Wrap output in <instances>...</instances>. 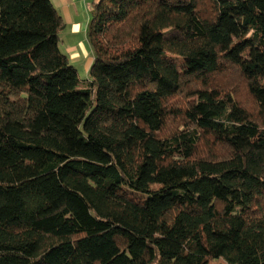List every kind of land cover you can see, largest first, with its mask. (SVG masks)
I'll list each match as a JSON object with an SVG mask.
<instances>
[{"label": "trees", "instance_id": "1", "mask_svg": "<svg viewBox=\"0 0 264 264\" xmlns=\"http://www.w3.org/2000/svg\"><path fill=\"white\" fill-rule=\"evenodd\" d=\"M64 27L0 0V264H264V0H100L84 87Z\"/></svg>", "mask_w": 264, "mask_h": 264}, {"label": "crops", "instance_id": "2", "mask_svg": "<svg viewBox=\"0 0 264 264\" xmlns=\"http://www.w3.org/2000/svg\"><path fill=\"white\" fill-rule=\"evenodd\" d=\"M99 1L100 0H51L55 9L65 22V27L61 31V40L66 46L65 48L69 50L67 53L65 52L67 55L70 51L73 55H77L78 47L72 43L74 40L81 44L82 49H86L85 43H89L87 38L89 24L93 16L95 5ZM78 36L80 39L77 38ZM70 57L71 56H69V58Z\"/></svg>", "mask_w": 264, "mask_h": 264}, {"label": "rangeland", "instance_id": "3", "mask_svg": "<svg viewBox=\"0 0 264 264\" xmlns=\"http://www.w3.org/2000/svg\"><path fill=\"white\" fill-rule=\"evenodd\" d=\"M235 34V32H233ZM80 39V37H77ZM76 38V39H77ZM62 39V35H61ZM72 43H74L77 47V55H73L72 52L68 53L70 57L71 63H73L79 72V78L81 86L84 87L87 85L89 80V68L93 62V52L91 50L90 44L86 42V49H82L81 44H79L76 40H74ZM66 46L63 44L62 40H60V48L63 52H68L69 50L65 48ZM246 58H250L251 56V50L247 49L245 52ZM179 65H182L181 59H176ZM235 73V72H234ZM236 74V73H235ZM232 76V75H231ZM231 76L226 77L220 76L213 82L216 83V85L222 89L224 92H233V94L239 99V101L243 105H248L252 103V98L246 93V91L239 87V90H237V81L232 78ZM216 78V77H215ZM214 78V79H215ZM234 90V91H233ZM196 99L195 95L189 96V94H184L183 96L179 97V100L177 101L178 104H181V106H185L186 103L190 101H194ZM251 107V106H250ZM153 188H158V185L152 186ZM207 264H226L225 260L220 258L217 260H209Z\"/></svg>", "mask_w": 264, "mask_h": 264}]
</instances>
